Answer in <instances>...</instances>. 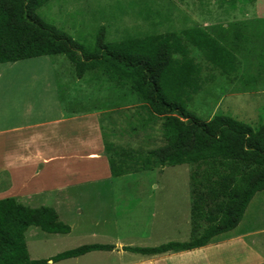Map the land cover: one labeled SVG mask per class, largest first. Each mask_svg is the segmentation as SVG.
<instances>
[{"label": "trees", "instance_id": "16d2710c", "mask_svg": "<svg viewBox=\"0 0 264 264\" xmlns=\"http://www.w3.org/2000/svg\"><path fill=\"white\" fill-rule=\"evenodd\" d=\"M48 1L0 0V64L64 55L79 78L90 73L101 81L99 74L106 71V80L115 87L126 86L129 98H137L148 111L140 121L145 130L150 121L160 120L164 142L134 153L119 148L125 154L110 144L109 151L117 156L110 157L112 176L129 174L136 166L139 172L180 165L191 169L190 240L124 246V250L143 256L181 253L208 246L215 237L237 228L253 198L264 191V124L255 130L224 114L202 120L189 104L213 69L234 80L244 65L264 59V18L229 22L210 31L202 26L128 35L118 42L106 41L102 26L95 45L86 48L38 14ZM191 47L200 52L202 61L193 56ZM204 69L211 71L203 76ZM149 113L151 117L146 118ZM31 226L47 233L71 232L53 207H29L15 197L0 199V264H48L115 248L113 244H87L50 259L33 260L26 241Z\"/></svg>", "mask_w": 264, "mask_h": 264}, {"label": "rangeland", "instance_id": "374dc122", "mask_svg": "<svg viewBox=\"0 0 264 264\" xmlns=\"http://www.w3.org/2000/svg\"><path fill=\"white\" fill-rule=\"evenodd\" d=\"M38 14L48 24L91 48L102 26L106 28L108 42L121 41L128 35L178 32L204 24V29L210 31L229 22L264 18V0H49L38 9ZM191 50L193 56L202 61L200 52L194 47ZM259 61L258 64L250 61L248 66L240 68L239 78L234 80L213 69L212 77L189 104L190 111L202 120H210L218 114L229 115L258 130L264 124V59ZM49 64L56 68L54 77L63 76L60 82L65 99L75 106L99 104L107 108L112 102L108 104L104 100L106 96L102 94L106 90L115 95L112 101L118 100L121 88L115 89L109 80L107 84L106 81L99 84L90 73L79 78L76 68L64 55L5 63L0 64V123L7 119L27 122L28 102L41 100L42 88L49 77L45 65ZM204 70L203 76L211 71ZM99 75L101 79L108 77L106 71ZM152 122L147 131L155 141L145 146L144 137L146 151L164 145L161 123ZM116 133L113 136L116 142L112 144L119 149L121 136L117 129ZM106 137L110 140L108 134ZM137 167L122 177L99 175L94 181L70 185L61 193L47 191L43 196L20 198L21 203L29 207L55 208L60 221L71 227L69 234H54L31 226L26 233L30 257L50 259L87 244L116 243L119 238L128 246L137 247L189 241L192 226L190 167L180 165L140 172L135 170ZM98 169L95 165V170ZM7 176V171L0 173V191L6 189ZM33 183L30 182V187ZM232 237L240 240L235 245L232 242L225 245L228 252L220 259L222 264H264V191L253 198L237 228L215 237L210 244L217 250L216 243ZM115 252L110 253L108 264H115ZM127 252L126 257H141V254ZM50 264H104V260L98 252Z\"/></svg>", "mask_w": 264, "mask_h": 264}, {"label": "crops", "instance_id": "0c3cea01", "mask_svg": "<svg viewBox=\"0 0 264 264\" xmlns=\"http://www.w3.org/2000/svg\"><path fill=\"white\" fill-rule=\"evenodd\" d=\"M45 69L49 77L42 88L41 100L28 102V112L25 113L27 122H12L7 119L5 123H0V173L7 171L9 176L6 189L0 191V199L15 197L20 201V198L46 195L47 191L61 193L70 185L94 181L99 175H112L110 157L116 155L109 148L112 142H116L113 137L117 134L116 129L121 136L119 148L131 153L143 148L144 137L145 146L155 141L140 124L144 119L142 115H146L148 111L137 98H129L126 86L119 87L115 84V89L121 88L117 93L118 100L112 101L115 95L108 90L104 91V100L108 104L112 102L107 108H101L99 104L80 108L71 100L65 99L60 82L63 76L54 77L55 66L52 68L50 64L45 65ZM102 81L106 79L99 81V84ZM97 94L100 95L101 92ZM24 110L25 107L23 112ZM148 117H151L150 113L146 116ZM107 134L110 140L107 139ZM122 149L118 152L125 154ZM119 158L124 159L122 154ZM95 165H98L99 171L95 170ZM30 182H34L31 187ZM239 240L240 238L232 237L218 242L215 246L217 250L209 244L181 253L141 255L136 258L130 255L126 257L128 252L124 250V246L128 245L119 238L116 243H109L115 245L112 251H94L86 255L99 252L104 264L109 263L110 253L115 251V264H222L220 259L228 252L225 245H230L231 242L235 245ZM217 251L221 253L218 254ZM105 260L108 262L105 263Z\"/></svg>", "mask_w": 264, "mask_h": 264}]
</instances>
